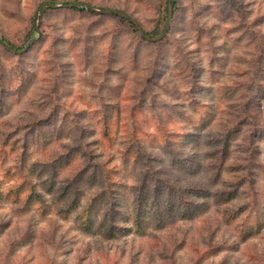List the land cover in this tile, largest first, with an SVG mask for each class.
<instances>
[{"label": "rangeland", "instance_id": "rangeland-1", "mask_svg": "<svg viewBox=\"0 0 264 264\" xmlns=\"http://www.w3.org/2000/svg\"><path fill=\"white\" fill-rule=\"evenodd\" d=\"M176 1L166 34L150 42L120 15L71 6L43 13L45 6L36 21V11L44 2H85L124 10L148 31L158 24L162 32L167 0H0V38L15 47H25L31 34L36 41L23 54L0 43V264H264V0ZM46 135L55 139L36 143ZM226 135V164L236 171L223 170L225 183L216 189L235 187L234 206L249 202L232 176L250 168L251 210L261 227L249 242L237 241L223 207L206 192L188 203L198 215L172 225L164 219L162 229L152 214L162 202L149 197L144 233L109 239L82 230L76 216L103 180L118 218L130 214L143 174L151 178L153 170L173 184L202 180L213 190L205 166ZM22 158L49 175L56 170L61 182L82 165L100 169L75 192L80 208L60 215L40 182L43 199L30 202L28 184L8 192L25 180L14 171ZM212 243L228 247L202 260Z\"/></svg>", "mask_w": 264, "mask_h": 264}, {"label": "trees", "instance_id": "trees-1", "mask_svg": "<svg viewBox=\"0 0 264 264\" xmlns=\"http://www.w3.org/2000/svg\"><path fill=\"white\" fill-rule=\"evenodd\" d=\"M172 1H173V12H174L177 9V1L176 0H172ZM79 3H81V5L92 6L91 4H88L85 2H79ZM70 8L80 9V10L86 9L90 13H95L93 10L85 6H78V7L71 6ZM47 9H51V8L50 7L44 8L42 12L44 13ZM112 15L119 16L116 14H112ZM167 15H168V6L166 3L165 8H164L163 17L167 18ZM123 19L128 21V23L133 27L134 31L139 32L136 26L129 19L127 18H123ZM141 26L143 27L142 24ZM143 29L152 37H156L159 35V33H161V30L158 24L151 31H148L144 27ZM35 30L36 28L33 25L32 31H35ZM30 38L31 39L33 38L32 34ZM143 38L147 40L145 37ZM160 40L150 41V42H157ZM35 42L36 41H34L29 46V48H31ZM0 43L3 45L4 48H6V50L10 52L12 51L9 50L4 44H7L13 48L15 47V45L6 37H1ZM15 48L22 49L24 48V46H18ZM29 48L26 51H28ZM26 51L22 53H15V52H12V53L23 54ZM5 84H6V81H5ZM46 118L48 119V117ZM39 121L40 122L36 124V127L42 124L41 121L44 122V120H39ZM45 128H49L48 123L44 125L43 129ZM231 129H234V127H231ZM228 135L224 137L223 146L221 150H219L218 153L215 152L212 156H209L210 160L205 166L207 173L210 174L209 180L212 179V182H213L212 184L214 185L215 189L213 188V190H210L209 192H207L206 190L207 188L203 187L204 183L202 180H201L202 183L201 181H198V185L197 184L181 185L180 183L173 184L171 180L167 178L159 177L157 173L154 172L153 170V171H150L151 178H149L147 174H143L141 178V183L137 187V194L135 196V200L132 202V205H131L130 214H126L122 218H118L116 214L117 211L113 209V206L111 204L110 206L108 205V202L105 197L106 194L110 191L107 189V187L110 186V184H108L106 180H103V181H100L99 190L95 194L92 195L89 201V204L86 207H82L83 208L82 212L77 214L76 216L79 220H82L81 221L82 230L87 233L98 231L99 234L109 239L115 238V236L119 232L124 235L129 234L133 230L137 232H140V231L143 232L145 231L147 224L144 222V217L142 214V211H143L142 205L146 203V206H150L151 208L152 200L149 201L148 200L149 197H152V199L155 201H158L160 199L159 201L162 202V205H163V207L161 208L162 210H157L155 212H152V214L154 215L153 221H155L153 223H156L154 224L155 227L162 229L164 228L163 223H162L164 219H166V221L170 225H172L176 222H179L181 218L188 219V218L195 217L196 215H198V213L201 211L200 208L196 207V209L190 211L187 207L188 203L191 202L192 198L196 197V195H201V193L206 192L207 193L206 195L212 198L214 200V203H216L219 207H223L220 213L225 223L228 224L229 226H232V228L235 229V237L237 241L241 243L249 242L255 237V232H258L261 227L259 219L256 216V212L254 210H251L252 202L250 201V199L253 200V197L250 196L249 194L250 193L255 194V192L252 186H250L251 179H252L250 177V174H251L250 168L244 167L243 169L245 170H243L241 174L232 176V178H235V181L233 183H236V185L242 184V186H244L243 187L244 190L242 193H244L245 197L249 200V202L247 203L241 202L238 205L234 206L232 205V202H234V200L239 195V192H235V187H232L231 188L232 190L225 191V192L218 191L216 189L217 185L219 186L225 183L224 175L222 174L223 170H227L229 173L236 171L234 169L235 165L226 164L227 163L226 159H227V156L229 155L230 144H231ZM162 138L164 142L170 139L169 135H166V134L162 135ZM53 139H55V137L52 138L51 136L46 135L44 136V139H43L44 142H42L41 137H38V139L36 140V143H45L47 141L50 142V141H53ZM28 146H29V142H25V144L22 147L24 150H26ZM246 151H248L247 157H251L252 151L249 145ZM122 153L127 155V153H129V147H124ZM75 154L76 155L79 154L82 156V154H84V151L77 150ZM22 159L23 160H22L21 165L19 166L17 170H14V171H16L17 173H21V175L24 176L25 180L17 185L15 183L12 186H10L9 187L10 189L8 190V192H14L16 194H19L22 191L23 187L26 184H28L29 193H28V196H26V198H28L30 202L35 201L36 197L43 199L42 192L40 190H37V187L39 185L38 183L40 182L41 185L45 187V192L43 193L45 195H49V197L52 198L53 200L52 205L57 209V212L60 215L68 214L80 208L81 201L79 197H77V194L75 192L77 190L79 191V188L81 187V184H80L81 182L86 183V181L88 180L95 181L96 174L99 172V169H100L98 165L94 166L93 168L92 167L90 168L86 166L85 164V165H82L77 170L73 171L72 177H70L71 181L61 182V181H58L56 170L52 171L49 175L46 170L47 169L46 167L41 166L38 168L37 166L39 165L37 162H32L31 164H27V158H22ZM134 159H137V156H134ZM34 172H36L37 174H35ZM35 175L37 176L39 181L35 180L36 179ZM29 177H32V178H29ZM29 179L31 180V182ZM149 179L153 182V186L151 184H148ZM72 194H74V196L70 198ZM149 194L151 196H149ZM41 201L43 202V200ZM87 213H89L88 219L85 218V214ZM120 223H122L123 225H120ZM227 247H228V244L219 243V244L214 245L212 243L211 245H208L207 248L202 251L201 258L202 260H204L208 256L216 255L219 252L227 249Z\"/></svg>", "mask_w": 264, "mask_h": 264}, {"label": "water", "instance_id": "water-1", "mask_svg": "<svg viewBox=\"0 0 264 264\" xmlns=\"http://www.w3.org/2000/svg\"><path fill=\"white\" fill-rule=\"evenodd\" d=\"M167 3H168V15H167V21H166V25L164 27V29L162 30V32L160 33L159 36L157 37H152L150 36L144 29L143 27L141 26V24L133 17L131 16L129 13L123 11V10H116V9H103V8H96L94 6H88L89 9L91 10H94L98 13H104V14H116V15H120V16H123L127 19H129L135 26L136 28L138 29V31L140 32V34L145 37L147 40L149 41H156V40H160L161 38L164 37V35L166 34L168 28H169V25H170V20H171V17H172V14H173V1L172 0H167ZM78 5H81V3L79 2H74V3H67V4H62V5H57V4H54V3H49V2H44L42 3L37 11H36V21L38 19V14H39V11L41 10L42 7H52V8H55V7H59V6H78ZM35 41V38H32L26 45L24 48L22 49H15L7 44H4L9 50H11L12 52H15V53H22L24 51H26L29 46Z\"/></svg>", "mask_w": 264, "mask_h": 264}]
</instances>
